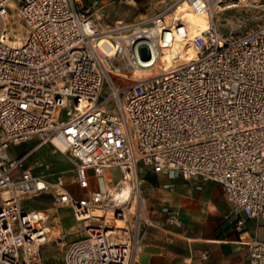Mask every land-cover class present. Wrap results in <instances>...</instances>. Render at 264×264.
Instances as JSON below:
<instances>
[{"label":"built area","instance_id":"2783aa9c","mask_svg":"<svg viewBox=\"0 0 264 264\" xmlns=\"http://www.w3.org/2000/svg\"><path fill=\"white\" fill-rule=\"evenodd\" d=\"M180 1L103 26L98 2L80 9L73 0H0V264H42L49 215L24 201L43 192L78 224L57 238L63 264H137L151 229L171 237L181 224L169 207L161 209L163 225L146 214L147 172L218 183L244 215L235 230L248 264H264L256 234L264 221V22L222 32L215 14L250 0H201L210 13L205 30L180 21L165 30L157 17ZM13 12L25 27L19 44ZM174 39H189L195 58H174L164 69ZM25 142L30 149L13 158L10 150ZM45 144L73 167L31 164ZM250 219L253 237L243 235Z\"/></svg>","mask_w":264,"mask_h":264},{"label":"crops","instance_id":"0c3cea01","mask_svg":"<svg viewBox=\"0 0 264 264\" xmlns=\"http://www.w3.org/2000/svg\"><path fill=\"white\" fill-rule=\"evenodd\" d=\"M57 144L63 146L59 141ZM41 149L46 158L57 154H53L51 146L45 144L31 156V164L40 159H34V156ZM12 151L10 155L13 158L19 157ZM43 160L40 159V162ZM48 161L59 170L73 167L71 164L61 167L67 161L65 159ZM143 176L146 214L163 225L161 209L169 207L178 215L181 224L179 227H170L174 234L171 237L162 229H151L145 237L137 264H248L246 252L238 242L239 233L235 230V221L244 215L227 202L218 183L200 179L185 180L152 172L144 173ZM92 187L96 188L94 185ZM248 221L244 222L243 235L253 237L256 223L254 231L250 233L245 228ZM261 233L264 230L259 227L256 234L264 239Z\"/></svg>","mask_w":264,"mask_h":264},{"label":"rangeland","instance_id":"374dc122","mask_svg":"<svg viewBox=\"0 0 264 264\" xmlns=\"http://www.w3.org/2000/svg\"><path fill=\"white\" fill-rule=\"evenodd\" d=\"M183 8H185V0H181ZM75 7L80 9H86L91 7L94 2L103 4L104 7L99 11L102 13L101 24L103 26H113L119 22L123 24H129L137 22L142 19L149 18L158 12L165 9L168 4H171L173 0H73ZM249 4L258 7H243L234 8L224 11H219L215 14L214 19L217 27L222 32L233 31L239 32L242 30H249L255 28L260 23L264 22V0H250ZM175 8L172 7L171 11ZM182 19L193 28V31L205 30L210 23V13L198 18V22L194 23L191 18H182L179 16L178 20ZM9 22L11 25L12 34L15 37H22L25 34V27L18 16L13 12L9 16ZM19 35V36H16ZM169 49L165 50V69H168L176 58L177 63L188 62L195 58V51L191 45L189 39H174L168 42ZM177 51L179 54H171ZM142 56H145V50H141ZM31 142H25L17 145L13 148L12 153L21 156L31 147ZM65 159L66 163H62L61 167H65L68 164L73 166V162L70 163L69 156L66 153L58 152L55 156L50 155L46 158L42 149L39 153L35 154L34 159L48 160ZM38 159L36 162H40ZM43 160V161H44ZM34 171L38 170V164L34 165ZM111 176L113 179L119 177L118 170H112ZM101 188V182L93 179L92 186ZM25 207L44 211L49 215L48 226L49 241L42 247L41 250V262L42 264H63V255L65 251V245L60 244L57 239L61 231H69L76 229L78 224L72 215V212L67 207H58L54 203V198L51 192H43L38 195L32 196L30 199L24 201ZM261 230H264V221L260 223ZM245 228L252 233L254 231V220L250 219ZM264 233H261V237Z\"/></svg>","mask_w":264,"mask_h":264},{"label":"bare ground","instance_id":"6f19581e","mask_svg":"<svg viewBox=\"0 0 264 264\" xmlns=\"http://www.w3.org/2000/svg\"><path fill=\"white\" fill-rule=\"evenodd\" d=\"M186 6L185 8H183L182 5V1H180L175 8L171 11L170 9H167L166 11L162 12L158 17H157V21L161 22V24H163V28L166 30H168L169 28L172 27V25L174 24L175 21L178 20L179 16H181L182 18H191L194 20V23L198 22V18L205 15L207 12L205 11V8L201 2V0H193V5L191 6L190 2L186 1ZM248 6L250 7H258L252 4H248ZM224 9V8H223ZM222 8L220 10H223ZM180 22H184L182 19H179ZM189 26V25H188ZM189 28L192 30L193 28H191L189 26ZM19 36V35H16ZM16 43L15 44H19L21 37H16ZM169 49V48H168ZM171 54H179L177 51L172 52ZM161 64L162 67L165 69V62H166V57L165 55L162 56L161 59ZM57 141H59L63 146L60 147L57 144ZM55 144L57 145V147L61 150L64 151L66 149V144L64 141L57 139L55 140ZM105 178L108 179L109 178V173H105ZM119 226H121V223H118Z\"/></svg>","mask_w":264,"mask_h":264}]
</instances>
